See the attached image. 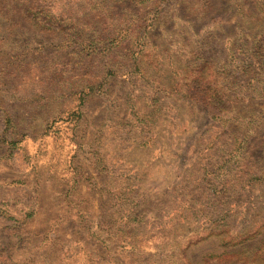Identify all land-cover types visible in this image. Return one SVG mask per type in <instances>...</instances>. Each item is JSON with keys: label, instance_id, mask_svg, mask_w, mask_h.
I'll use <instances>...</instances> for the list:
<instances>
[{"label": "rangeland", "instance_id": "obj_1", "mask_svg": "<svg viewBox=\"0 0 264 264\" xmlns=\"http://www.w3.org/2000/svg\"><path fill=\"white\" fill-rule=\"evenodd\" d=\"M0 264H264V0H0Z\"/></svg>", "mask_w": 264, "mask_h": 264}]
</instances>
